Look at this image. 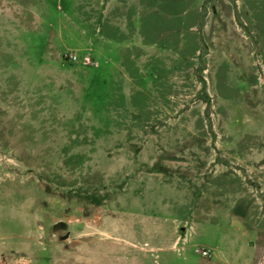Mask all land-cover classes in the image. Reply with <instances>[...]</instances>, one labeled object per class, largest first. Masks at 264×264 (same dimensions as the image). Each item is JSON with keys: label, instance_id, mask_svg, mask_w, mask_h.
<instances>
[{"label": "rangeland", "instance_id": "1", "mask_svg": "<svg viewBox=\"0 0 264 264\" xmlns=\"http://www.w3.org/2000/svg\"><path fill=\"white\" fill-rule=\"evenodd\" d=\"M252 244L264 0H0V264L235 263Z\"/></svg>", "mask_w": 264, "mask_h": 264}, {"label": "crops", "instance_id": "2", "mask_svg": "<svg viewBox=\"0 0 264 264\" xmlns=\"http://www.w3.org/2000/svg\"><path fill=\"white\" fill-rule=\"evenodd\" d=\"M73 41L77 42V40L70 35ZM73 41H70V43H73ZM253 249L257 250V255L253 257ZM250 257L245 258L242 262H240V259H238V262L230 263L228 260H221L220 264H264V249H259L257 246L252 244L251 249L248 250ZM212 258V256H209L208 259ZM253 258V261H251Z\"/></svg>", "mask_w": 264, "mask_h": 264}, {"label": "built area", "instance_id": "3", "mask_svg": "<svg viewBox=\"0 0 264 264\" xmlns=\"http://www.w3.org/2000/svg\"><path fill=\"white\" fill-rule=\"evenodd\" d=\"M64 59L69 61V62H73L76 60V57L70 53L64 54ZM201 256L206 257L209 256V251L203 250L201 252Z\"/></svg>", "mask_w": 264, "mask_h": 264}]
</instances>
